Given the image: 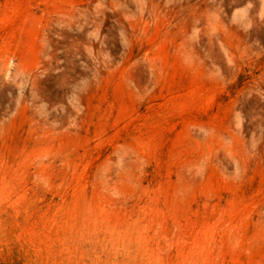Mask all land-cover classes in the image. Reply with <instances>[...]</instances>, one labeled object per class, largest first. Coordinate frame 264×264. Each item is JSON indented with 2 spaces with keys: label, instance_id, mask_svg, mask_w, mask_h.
<instances>
[{
  "label": "rangeland",
  "instance_id": "1",
  "mask_svg": "<svg viewBox=\"0 0 264 264\" xmlns=\"http://www.w3.org/2000/svg\"><path fill=\"white\" fill-rule=\"evenodd\" d=\"M0 264H264V0H0Z\"/></svg>",
  "mask_w": 264,
  "mask_h": 264
}]
</instances>
